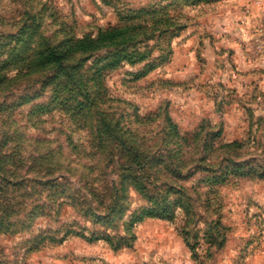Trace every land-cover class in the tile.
Returning a JSON list of instances; mask_svg holds the SVG:
<instances>
[{"label":"rangeland","instance_id":"374dc122","mask_svg":"<svg viewBox=\"0 0 264 264\" xmlns=\"http://www.w3.org/2000/svg\"><path fill=\"white\" fill-rule=\"evenodd\" d=\"M154 16L164 24L128 32L147 39L146 59L105 69L98 107L139 139L173 137L171 125L193 138L202 127L214 164L236 172L213 187L211 203L201 199L200 223L187 236L180 219L127 223L144 203L136 194L111 231L29 183L44 164L32 158L48 150L56 153L48 165L69 162L78 173L73 188L85 187L81 171L96 164L85 128L60 109H34L51 93L34 85L44 73H30L31 58L47 39L67 45ZM157 27L166 33L154 50ZM240 168L249 173L237 175ZM0 171L4 200L15 205L0 203V264H264V0H0ZM94 227L111 237L90 241Z\"/></svg>","mask_w":264,"mask_h":264},{"label":"trees","instance_id":"16d2710c","mask_svg":"<svg viewBox=\"0 0 264 264\" xmlns=\"http://www.w3.org/2000/svg\"><path fill=\"white\" fill-rule=\"evenodd\" d=\"M163 20L157 16L140 19L123 28L109 29L96 37L88 36L67 45L55 44L48 39L44 41L41 51L31 58L27 69L33 74L44 73L34 85L40 84L41 92L48 91L51 97L48 104L35 105L34 109L40 115L60 109L79 129L85 128L92 148L88 156L96 164L81 171L79 182L85 185L82 191L72 186L78 173L74 177L75 172L70 171L69 162L63 167L58 159L53 165H48V161L56 157L53 150H48L42 157L32 158L34 163L40 159L44 164L41 170L33 173L29 183L48 187L47 191L54 190L52 195L45 194V199L53 204L60 201V209L65 204L76 206L81 218L94 226L106 220L113 225L109 228L111 231H119L122 217L132 208L130 197L136 194L144 203L130 213L127 223L146 218L180 219L183 223L181 234L187 236L191 227L200 223L201 199L211 203L209 193L213 192V187L225 183L236 172L230 168L220 170L214 164V159L208 155L207 143L199 138L202 127L193 138L180 137L177 127L171 125L173 137L167 133L164 137L153 135L139 139L137 132L123 124L122 117L116 118L113 113L98 107L104 96L100 92L104 70L122 63L134 65L146 59L147 39H133L128 32L141 31L150 23L159 26L161 22L164 24ZM157 30L156 42L152 46L154 50L160 48V40L166 33L159 27ZM133 48L134 52L131 51ZM87 63L90 68H86ZM145 68L153 67L146 65ZM138 75L136 78H140ZM242 170L240 168L237 175L249 173ZM203 186L208 187L206 191H203ZM4 195V189L0 188V203L5 201L6 206L13 210L12 198L4 200ZM37 206L44 210V204ZM70 233L68 230L59 239L54 235L50 242H61ZM91 234L90 241L108 239L112 235L107 236L95 227ZM77 236L84 237V233Z\"/></svg>","mask_w":264,"mask_h":264}]
</instances>
